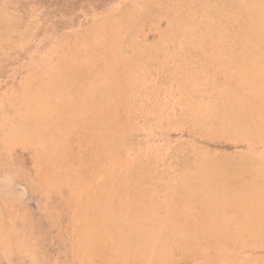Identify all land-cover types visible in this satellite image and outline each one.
<instances>
[{
    "label": "rangeland",
    "instance_id": "obj_1",
    "mask_svg": "<svg viewBox=\"0 0 264 264\" xmlns=\"http://www.w3.org/2000/svg\"><path fill=\"white\" fill-rule=\"evenodd\" d=\"M247 1L0 0V264H264V203L208 186L264 169L217 117L264 105L228 53Z\"/></svg>",
    "mask_w": 264,
    "mask_h": 264
},
{
    "label": "bare ground",
    "instance_id": "obj_2",
    "mask_svg": "<svg viewBox=\"0 0 264 264\" xmlns=\"http://www.w3.org/2000/svg\"><path fill=\"white\" fill-rule=\"evenodd\" d=\"M260 2L262 1L249 0L246 4L240 3L234 6L233 12L236 17L234 26L236 30L235 34L237 36V47L234 49L230 46L231 48L228 53L230 59L235 63L237 70H239L238 72L242 73L243 77L246 78L248 84L246 88L253 92L256 97H260L264 100V5H262L263 2L259 5ZM221 97L222 102H224L222 105H224L222 111L217 117L222 120V125L224 127L231 128L235 131L241 130L240 132L248 134L264 135V105L258 108L254 107L246 113H241V111H236L229 107V105L232 104L227 102L231 101L233 97H231L228 92L223 93ZM219 111H217V113ZM249 123L254 124V126L243 130L242 126ZM253 136L254 135H252V137ZM246 168L247 167L245 166L224 168L223 173H215L208 186L211 187V190H214V193L223 196L220 198L221 200H225L226 202L227 200L228 202L231 201L230 204H238L241 202L240 198L245 196L254 198L263 205L264 169L257 167V171L261 173V176L253 180H247L244 177ZM242 177L244 178L240 179ZM208 179L210 178L208 177ZM238 179L240 180L237 181ZM206 188L204 189L207 190ZM261 212L263 213V218L261 220L263 222L264 209ZM261 221L259 222L260 225ZM255 230H257V228Z\"/></svg>",
    "mask_w": 264,
    "mask_h": 264
}]
</instances>
